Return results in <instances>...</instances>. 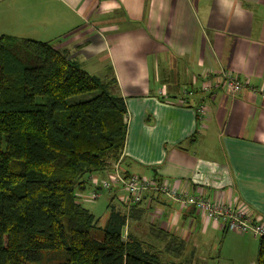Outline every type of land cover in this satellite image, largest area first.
I'll return each instance as SVG.
<instances>
[{
	"label": "crops",
	"instance_id": "0c3cea01",
	"mask_svg": "<svg viewBox=\"0 0 264 264\" xmlns=\"http://www.w3.org/2000/svg\"><path fill=\"white\" fill-rule=\"evenodd\" d=\"M5 34L51 43L89 73L117 79L128 109L123 170L264 220V0H0ZM222 71L249 85L237 94L201 90L206 73ZM121 190L108 192L109 202L119 205ZM139 207L125 232L143 222L170 250L190 251L188 264L220 235L230 260L257 262L260 238L251 233L163 194H146Z\"/></svg>",
	"mask_w": 264,
	"mask_h": 264
},
{
	"label": "trees",
	"instance_id": "16d2710c",
	"mask_svg": "<svg viewBox=\"0 0 264 264\" xmlns=\"http://www.w3.org/2000/svg\"><path fill=\"white\" fill-rule=\"evenodd\" d=\"M125 101L116 78L89 73L51 43L0 37V264H36L48 252L54 264H174L125 235L140 204L113 197L100 227L81 201L92 175L124 153ZM258 246L264 264V236Z\"/></svg>",
	"mask_w": 264,
	"mask_h": 264
},
{
	"label": "built area",
	"instance_id": "2783aa9c",
	"mask_svg": "<svg viewBox=\"0 0 264 264\" xmlns=\"http://www.w3.org/2000/svg\"><path fill=\"white\" fill-rule=\"evenodd\" d=\"M204 77L206 80L203 82L201 90L208 93L223 88L231 94H237L249 85V82L239 79L229 71L216 74L206 73ZM184 93L189 96L194 92L188 89ZM180 100L183 103L187 102L186 98ZM195 111H197L199 120H203L207 115L204 105H199ZM106 175L110 179L91 177L94 188L89 196L90 199L100 196L99 189H106L110 192L117 184L123 186L125 190L118 197V202L127 205V207L141 204L145 200L146 194H163L181 206H193L206 217L216 222L221 221L223 227L229 231L238 234L251 233L259 238L264 236V220L254 217L247 207L233 206L224 200L206 197L202 193H189L184 189L180 190L176 185L173 186L167 180L159 177L136 173L127 176L120 164H115L111 170L106 172Z\"/></svg>",
	"mask_w": 264,
	"mask_h": 264
},
{
	"label": "rangeland",
	"instance_id": "374dc122",
	"mask_svg": "<svg viewBox=\"0 0 264 264\" xmlns=\"http://www.w3.org/2000/svg\"><path fill=\"white\" fill-rule=\"evenodd\" d=\"M90 94H85V95H81V96H77L75 98H81V97H88ZM125 154L123 153L118 161H115L113 164L111 165H115V164H120L121 166L124 167L125 169ZM108 178V176L106 175V173H102L99 174V178L103 179V178ZM110 179V178H108ZM117 186V184L114 185V188ZM121 187V191L119 192H123L124 193V188L121 185H118ZM94 185H91L89 187H87V189H85L84 191L79 192V194L81 195V201L83 203V206L88 208L91 212H93L96 217L99 219V226H103L108 214H109V208H108V203H109V197L110 194L108 193V190L106 189H99L100 191V196L96 199H90L89 196L92 193ZM135 226L133 227V233L136 234L138 236V238H141L147 245H151L152 248H154L155 250H157L159 252V255L161 257V259L164 262H168L171 263L173 262L174 264H188L189 261L188 259H190L191 252L190 251H186V252H178L177 249H173V250H168V246L166 245V241L163 239H157L154 238V236L150 235L148 233V229L147 227H145L144 223H136L134 224ZM130 231V229L128 230V232ZM126 235V232H125ZM207 243V244H206ZM224 242L222 236L220 235L219 237H216L214 239H211L209 242L205 241L204 243H201L198 247L197 250L195 252V254H193L194 256V260L195 263L194 264H249L248 262V257H245L243 259H239V261H234V260H230L229 258V254L227 250V243ZM44 255V259L42 262L40 263H36V264H54V262L57 261V259H55V254H51V253H45ZM258 258V256L256 257V259ZM191 262V261H190Z\"/></svg>",
	"mask_w": 264,
	"mask_h": 264
}]
</instances>
